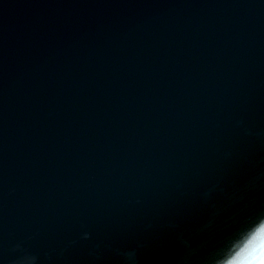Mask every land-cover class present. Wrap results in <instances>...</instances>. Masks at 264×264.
<instances>
[{
    "label": "water",
    "instance_id": "obj_1",
    "mask_svg": "<svg viewBox=\"0 0 264 264\" xmlns=\"http://www.w3.org/2000/svg\"><path fill=\"white\" fill-rule=\"evenodd\" d=\"M264 216V0H0V264H202Z\"/></svg>",
    "mask_w": 264,
    "mask_h": 264
},
{
    "label": "clouds",
    "instance_id": "obj_2",
    "mask_svg": "<svg viewBox=\"0 0 264 264\" xmlns=\"http://www.w3.org/2000/svg\"><path fill=\"white\" fill-rule=\"evenodd\" d=\"M202 264H264V216L246 221L222 238Z\"/></svg>",
    "mask_w": 264,
    "mask_h": 264
}]
</instances>
